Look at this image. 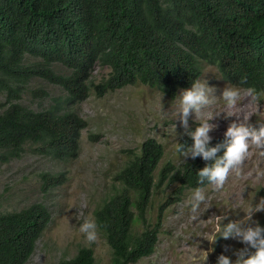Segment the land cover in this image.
Segmentation results:
<instances>
[{"label":"trees","instance_id":"trees-1","mask_svg":"<svg viewBox=\"0 0 264 264\" xmlns=\"http://www.w3.org/2000/svg\"><path fill=\"white\" fill-rule=\"evenodd\" d=\"M203 62L242 88L264 92V0H0V92L10 98L0 108V156L16 158L34 145L72 160L88 127L75 104L91 93L139 84L175 98L200 79ZM99 66L109 72L96 82ZM35 80L64 94L32 89ZM30 92L46 100L44 108L23 103ZM163 157L162 144L145 141L94 212L111 248L110 264H136L154 254L161 226V217L153 226L147 219L154 192L170 178L181 192L197 187V171L208 163L198 156L175 172L167 166L157 180ZM59 183L52 177L46 182ZM50 222L43 204L0 212V264H27ZM59 264L97 261L92 248L82 247Z\"/></svg>","mask_w":264,"mask_h":264},{"label":"rangeland","instance_id":"rangeland-1","mask_svg":"<svg viewBox=\"0 0 264 264\" xmlns=\"http://www.w3.org/2000/svg\"><path fill=\"white\" fill-rule=\"evenodd\" d=\"M57 70L61 74H69L63 67L58 66ZM108 72L109 69L99 66L92 79L98 82ZM200 79H205L210 87L215 88L217 97L228 84L239 86L223 78L214 65L206 62L202 63ZM31 88L44 90L51 96L64 94L59 86L42 80L33 81ZM240 88L242 95L235 109L224 108L223 101L217 98L202 114L189 115L187 130L175 119L178 101L161 90L139 84L104 96L91 93L74 106L88 122V127L82 132L76 158L62 161L38 151L34 145L27 146L16 158L0 156V212H18L43 204L51 213V222L27 264H59L63 259L73 258L82 247L94 250L97 264H110L111 248L103 233L97 229V239L89 242L79 231V225L86 218H94L95 210L116 189L117 173L131 158L141 153L142 145L148 139H154L164 147L157 180L159 171L167 166H172L174 172L181 169L193 159L182 161L175 152V143L188 144V140H183H191L186 132L194 130L209 113H219L210 120L216 125L209 132L212 140L224 136L229 123L238 118L242 120L250 116L249 122L254 126H258L256 122H264V100L260 97L257 104L243 93L245 88ZM160 97L163 111L159 106ZM8 99L0 92V108ZM21 100L34 109H42L47 103L39 94L32 92L24 94ZM228 112L235 115L226 116ZM173 124L176 125V136ZM260 151L254 147L250 149L249 156L240 166V174L230 173L222 189L214 190L210 185L205 187L209 199L201 204L196 219L192 218L186 203L191 195L190 189L181 192V187L171 178L157 188L147 219L153 226L161 217L159 241L154 254L136 264H202L203 251L208 252L206 264H216L221 253L235 259L233 252L243 247L241 243L231 238H219L215 242L207 238L215 232L214 215L241 219L247 204L264 196V156ZM50 177L59 178L60 183L56 186L46 184ZM253 219L263 222L264 212L254 213ZM225 246H228L227 251Z\"/></svg>","mask_w":264,"mask_h":264},{"label":"clouds","instance_id":"clouds-1","mask_svg":"<svg viewBox=\"0 0 264 264\" xmlns=\"http://www.w3.org/2000/svg\"><path fill=\"white\" fill-rule=\"evenodd\" d=\"M243 93L251 97V100L257 104L260 102V97L264 96V92L257 91L253 87L243 89ZM241 95L240 86L228 84L217 97L215 88L210 87L205 79L197 78L192 81L191 87L182 89L179 95L174 98L178 101L175 119H178L180 126L187 130L190 114L196 116L202 114L217 98L223 101L224 108L235 109ZM161 97L159 106L163 111ZM218 114L209 113L206 118L200 120L194 130L186 132L191 138V144L177 141L175 143V152L182 161L185 162L186 158L195 159L199 156L208 162L197 171L198 186L190 189L191 195L186 202L193 214V219L197 218L196 214L201 204L209 199L205 191L207 185L213 186L214 190H220L230 173L239 175L240 166L249 156L250 149L253 147L261 150L260 155L264 156V122H256L258 126H254L249 122L250 116L230 122L224 132L223 141L214 146L211 145L212 137L209 132L216 125L210 123V120ZM225 114L226 116L235 115L233 112ZM175 128L176 125L173 124L174 132ZM218 153L220 155H217ZM258 212H264V196L248 203L241 219L231 220L223 214L214 215L215 232L208 235L207 240L215 242L219 238L225 240L231 238L243 245L233 252L235 259L221 253L216 259V264H264V225L253 219L254 213ZM225 219H228L227 223H223ZM97 229L98 225L94 218H86L79 225V231L89 242H94L97 239ZM227 250L228 246H225V251ZM207 256L208 252L203 251L202 264H206Z\"/></svg>","mask_w":264,"mask_h":264}]
</instances>
